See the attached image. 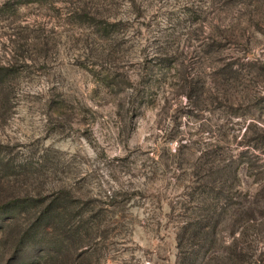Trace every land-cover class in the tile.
Returning a JSON list of instances; mask_svg holds the SVG:
<instances>
[{
  "label": "rangeland",
  "instance_id": "1",
  "mask_svg": "<svg viewBox=\"0 0 264 264\" xmlns=\"http://www.w3.org/2000/svg\"><path fill=\"white\" fill-rule=\"evenodd\" d=\"M262 137L264 0H0V264H264Z\"/></svg>",
  "mask_w": 264,
  "mask_h": 264
},
{
  "label": "trees",
  "instance_id": "2",
  "mask_svg": "<svg viewBox=\"0 0 264 264\" xmlns=\"http://www.w3.org/2000/svg\"><path fill=\"white\" fill-rule=\"evenodd\" d=\"M264 138L262 137L261 139H255V140H253L252 142H255L256 144H259L260 142L261 143H264ZM222 161V160H221Z\"/></svg>",
  "mask_w": 264,
  "mask_h": 264
}]
</instances>
